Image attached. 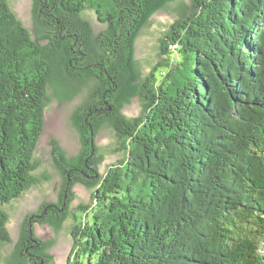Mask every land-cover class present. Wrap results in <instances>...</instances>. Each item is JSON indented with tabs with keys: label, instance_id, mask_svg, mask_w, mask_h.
I'll use <instances>...</instances> for the list:
<instances>
[{
	"label": "trees",
	"instance_id": "1",
	"mask_svg": "<svg viewBox=\"0 0 264 264\" xmlns=\"http://www.w3.org/2000/svg\"><path fill=\"white\" fill-rule=\"evenodd\" d=\"M170 1L32 0L30 30L0 0V245L3 206L34 182L48 86L59 100L87 87L71 116L79 152L51 143L58 203L24 218L7 264H47L35 223L69 218V264H264V0H194L141 77L134 39ZM134 97L141 110L127 116ZM104 123L121 156L101 173ZM76 184L92 191L71 212Z\"/></svg>",
	"mask_w": 264,
	"mask_h": 264
},
{
	"label": "rangeland",
	"instance_id": "2",
	"mask_svg": "<svg viewBox=\"0 0 264 264\" xmlns=\"http://www.w3.org/2000/svg\"><path fill=\"white\" fill-rule=\"evenodd\" d=\"M7 1L22 23L32 30V0ZM193 5L194 0H174L147 14L133 43L135 70L141 77L160 59V39L168 26L175 19L186 17L194 9ZM84 10L83 16L91 24L94 33L104 30L106 25L97 20L95 12L88 8ZM86 92L87 87H84L73 97L59 100L52 86H48L43 131L34 154L36 162V168L32 172L34 182L20 197L3 206L8 217L7 229L11 239L10 242H3L0 245V264H7L10 261L24 218L28 214L38 212L43 203H58L64 179L53 160L51 143L53 140L57 141L67 158L79 152L80 139L72 125L71 116L74 109L83 101ZM140 110L141 102L138 97H134L123 105L121 112L127 116H136ZM95 143L98 153L103 157L98 164V170L104 173L106 166L121 156L120 153L114 154L115 143L112 128L108 123H104L99 129ZM91 191L90 188L76 184L73 187L74 199L70 204V211H74V207L79 203L88 202ZM72 224L70 218L60 227L45 222L35 223V235L47 244L44 250L49 256L47 264H69L74 258V252L71 251Z\"/></svg>",
	"mask_w": 264,
	"mask_h": 264
}]
</instances>
